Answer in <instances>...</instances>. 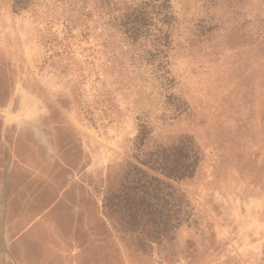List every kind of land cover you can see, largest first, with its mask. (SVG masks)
<instances>
[{
    "label": "rangeland",
    "instance_id": "1",
    "mask_svg": "<svg viewBox=\"0 0 264 264\" xmlns=\"http://www.w3.org/2000/svg\"><path fill=\"white\" fill-rule=\"evenodd\" d=\"M14 1L0 264H264V0H166L167 19L163 0ZM135 6L153 11L137 38L122 24ZM186 139L190 177L144 164ZM132 167L173 187L168 228L113 197Z\"/></svg>",
    "mask_w": 264,
    "mask_h": 264
},
{
    "label": "trees",
    "instance_id": "2",
    "mask_svg": "<svg viewBox=\"0 0 264 264\" xmlns=\"http://www.w3.org/2000/svg\"><path fill=\"white\" fill-rule=\"evenodd\" d=\"M166 0L160 4V9H166ZM21 5V0H15L13 7L17 8ZM131 11L129 14L124 15L123 25L126 26L125 30L132 37H138L141 28H143L147 20L152 19L153 11L142 10L141 6L130 7ZM129 15L132 17L129 20ZM171 15L167 10L163 13L164 19H167ZM189 145L188 140L180 142V145H172L167 148H163L161 155L152 157L151 153L144 164L151 168L160 170L167 178L182 179L190 177L195 170L198 163L199 157L194 152V155H190L186 150ZM134 170L136 177H131L130 180H126V183L122 185V189L118 193L114 194L113 197L118 198L119 205L123 208L125 215L132 222H139L142 218L150 220L154 226L158 224L162 225V229L168 228L175 216L169 213L170 200L173 199V187L166 181L148 175L142 169L132 167L126 171V177L130 175V171ZM134 174V175H135ZM160 196V197H157ZM160 200V201H159ZM179 211L182 210L183 202L182 199H177ZM165 207L166 213L162 214L157 211V206ZM147 209V211H146ZM158 213H157V212ZM159 219V220H158Z\"/></svg>",
    "mask_w": 264,
    "mask_h": 264
}]
</instances>
